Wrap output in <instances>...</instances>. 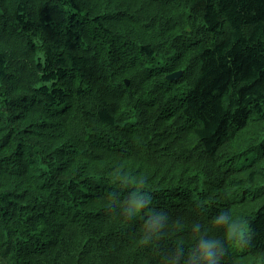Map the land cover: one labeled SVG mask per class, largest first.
Masks as SVG:
<instances>
[{
	"label": "trees",
	"instance_id": "1",
	"mask_svg": "<svg viewBox=\"0 0 264 264\" xmlns=\"http://www.w3.org/2000/svg\"><path fill=\"white\" fill-rule=\"evenodd\" d=\"M261 197L264 0H0V264H264Z\"/></svg>",
	"mask_w": 264,
	"mask_h": 264
},
{
	"label": "water",
	"instance_id": "2",
	"mask_svg": "<svg viewBox=\"0 0 264 264\" xmlns=\"http://www.w3.org/2000/svg\"><path fill=\"white\" fill-rule=\"evenodd\" d=\"M182 73H183V71H176V72H173V73H171V74L168 76V78H169V79H172V80H176V79H178V78L182 75ZM127 83H129V82H127Z\"/></svg>",
	"mask_w": 264,
	"mask_h": 264
},
{
	"label": "rangeland",
	"instance_id": "3",
	"mask_svg": "<svg viewBox=\"0 0 264 264\" xmlns=\"http://www.w3.org/2000/svg\"><path fill=\"white\" fill-rule=\"evenodd\" d=\"M258 195H260V193H259ZM259 201H260V203L262 204V202L264 201V197H263V198L261 197V198L259 199ZM235 215H236V214H235ZM235 215H233L232 218H234ZM233 228L235 229L236 232H239L238 226H237L235 223H233Z\"/></svg>",
	"mask_w": 264,
	"mask_h": 264
},
{
	"label": "clouds",
	"instance_id": "4",
	"mask_svg": "<svg viewBox=\"0 0 264 264\" xmlns=\"http://www.w3.org/2000/svg\"><path fill=\"white\" fill-rule=\"evenodd\" d=\"M244 234H245V229H241V231H240V237L243 238Z\"/></svg>",
	"mask_w": 264,
	"mask_h": 264
}]
</instances>
